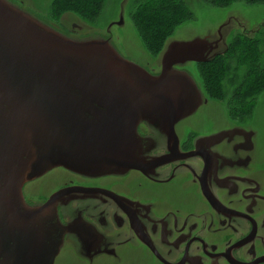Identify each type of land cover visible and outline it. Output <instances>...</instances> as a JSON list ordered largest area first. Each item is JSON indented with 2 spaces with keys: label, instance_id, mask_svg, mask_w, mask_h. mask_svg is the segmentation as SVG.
<instances>
[{
  "label": "water",
  "instance_id": "95a60500",
  "mask_svg": "<svg viewBox=\"0 0 264 264\" xmlns=\"http://www.w3.org/2000/svg\"><path fill=\"white\" fill-rule=\"evenodd\" d=\"M221 38L220 28L213 42H172L151 75L107 39L67 38L0 0V264H53L71 230L56 217L62 194L28 207L23 184L57 166L89 176L133 166L119 159L137 148L141 121L173 127L202 104L173 67L206 62Z\"/></svg>",
  "mask_w": 264,
  "mask_h": 264
},
{
  "label": "flooded vegetation",
  "instance_id": "af4514ba",
  "mask_svg": "<svg viewBox=\"0 0 264 264\" xmlns=\"http://www.w3.org/2000/svg\"><path fill=\"white\" fill-rule=\"evenodd\" d=\"M195 82L202 104L189 116L207 105L219 111L201 112L191 123L187 116L173 127L141 121L137 148L119 159L133 166L56 183L51 194L67 191L57 201L59 219L71 226L89 260L127 250L143 251L159 264H264L259 129L232 122ZM79 197L82 202L71 206Z\"/></svg>",
  "mask_w": 264,
  "mask_h": 264
},
{
  "label": "rangeland",
  "instance_id": "374dc122",
  "mask_svg": "<svg viewBox=\"0 0 264 264\" xmlns=\"http://www.w3.org/2000/svg\"><path fill=\"white\" fill-rule=\"evenodd\" d=\"M5 1L57 32L63 34L68 32L71 36L76 35V40L107 39L123 58L136 63L147 71L150 69L160 71L161 57L172 42H186L195 38L206 39L209 42L216 41L221 28L222 38L215 50V53L220 54L230 46L232 41L238 43V37L247 40L257 38L260 33H254L251 30H256L264 22V3L230 0L227 5L221 0H176L174 4L177 7H185L187 18H183L178 24H172L171 27L175 28L174 32L162 37L158 36L161 37V40L152 47L150 38L142 37L132 18L131 12L135 10L134 6L139 4L138 0H104L100 4L102 5L100 14L93 18H87L77 8L70 7L69 0ZM156 14L158 15V13ZM262 32H264V26ZM163 33L165 31L159 34ZM239 45L244 46L247 43L241 42ZM195 64L198 63L187 62L178 65L177 68L189 73L192 77L194 73H200L202 70L201 66ZM201 81L203 83L202 79ZM225 81L228 87L224 85L226 88L220 89L221 96L216 98L209 95V97L219 101L214 103L223 108L232 122L254 125L259 129L256 139L259 142V153L264 157V92L258 97H242L241 93L238 95L231 90V87L236 83H228L227 79ZM203 95L207 98L204 92ZM217 111H219L217 106H203L196 114L189 116L186 121L191 123L193 118H196L201 112L202 115H213ZM85 175L70 171L63 166L54 167L41 176L25 182L22 186L24 197L30 205L42 204L57 188V182L67 181L75 176L86 177ZM95 177L99 176H89L88 178ZM72 201L71 206L82 202L80 197ZM62 211L65 217L69 215V210L66 211L62 208ZM55 212L56 217L60 218L59 207L55 209ZM73 235L71 232L63 235L62 244L53 264H63L65 260L70 259L74 261L71 260L72 262L69 264H159L143 251L127 250L122 251L115 258L98 255L89 260L79 251V244Z\"/></svg>",
  "mask_w": 264,
  "mask_h": 264
},
{
  "label": "trees",
  "instance_id": "16d2710c",
  "mask_svg": "<svg viewBox=\"0 0 264 264\" xmlns=\"http://www.w3.org/2000/svg\"><path fill=\"white\" fill-rule=\"evenodd\" d=\"M69 1L71 3H68L70 7L77 8L87 18H93L100 14L102 10L100 4L104 0ZM247 1L264 3V0ZM221 2L227 4L230 0H221ZM138 3L134 6L135 10L131 12L132 18L142 37L144 39L150 38L152 47L161 40L163 35L174 32L175 28L171 27L172 24H178L183 18H187L185 7H177L174 4L176 0H138ZM263 26L264 22L256 30H251L254 33H260L257 38L247 40L238 37L240 43L245 42L247 45L242 46L239 45V42L234 43L232 41L230 46L226 47L222 53L213 56L207 62L195 64L202 68L201 74L196 72L195 75L207 98L211 99L209 95L216 98L221 96L220 89L225 86L228 87L225 79L228 83H236L231 87V90L238 95L241 93L242 97H258L264 92ZM163 31L165 33L159 34Z\"/></svg>",
  "mask_w": 264,
  "mask_h": 264
},
{
  "label": "bare ground",
  "instance_id": "6f19581e",
  "mask_svg": "<svg viewBox=\"0 0 264 264\" xmlns=\"http://www.w3.org/2000/svg\"><path fill=\"white\" fill-rule=\"evenodd\" d=\"M71 260H73V259L65 260L63 264H69L70 262H72ZM73 261H74V260H73Z\"/></svg>",
  "mask_w": 264,
  "mask_h": 264
}]
</instances>
